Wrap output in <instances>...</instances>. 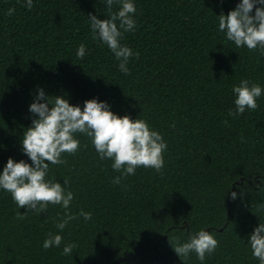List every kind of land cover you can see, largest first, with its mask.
Returning a JSON list of instances; mask_svg holds the SVG:
<instances>
[{"label":"trees","instance_id":"1","mask_svg":"<svg viewBox=\"0 0 264 264\" xmlns=\"http://www.w3.org/2000/svg\"><path fill=\"white\" fill-rule=\"evenodd\" d=\"M133 3L136 29L121 43L139 58H130L125 75L92 39L88 16L106 19L104 0H33L31 10L25 0H0V172L9 158L31 164L21 141L39 89L81 109L86 100L105 102L118 116L145 120L167 144L161 173L140 167L114 184L113 161L77 134L79 151L63 154L65 165H49L47 178L62 186L67 178L71 211L92 219L79 217L63 231L55 227L60 206L20 220L26 209L0 189V264H201L195 253L185 260L173 250L175 238L187 242L201 229L218 241L203 264H259L248 239L264 223L257 211L264 205V57L227 41L217 17L240 0ZM243 79L262 95L256 110L233 118L232 88ZM49 232L63 237L60 247L43 248ZM69 243L77 247L62 255Z\"/></svg>","mask_w":264,"mask_h":264},{"label":"clouds","instance_id":"2","mask_svg":"<svg viewBox=\"0 0 264 264\" xmlns=\"http://www.w3.org/2000/svg\"><path fill=\"white\" fill-rule=\"evenodd\" d=\"M19 2V0H18ZM107 7V18L98 19L89 14V25L93 40H99L106 45L118 61V68L125 75H130L128 63L131 57L139 58V53L121 43L124 33L136 29L134 14L136 6L133 0H104ZM114 5H119L113 11ZM259 5V7H257ZM28 10L33 7V0H25L23 5ZM253 9H255L254 14ZM14 8H9L7 16H12ZM218 17V30L225 34L226 40L233 42L237 48L246 47L249 51L259 50L264 57V0H240L234 10L227 15L221 13ZM86 45L78 46L76 57L83 59ZM234 94V110L228 115L233 118L242 115L246 110L257 109V98L262 95L259 84L248 79L240 81L232 88ZM44 101V102H40ZM105 102L96 99L86 100L83 109L72 106L68 100L57 97H46L39 89L34 101L29 105V112L36 117L31 126L23 133L21 141L23 153L31 164L23 160L15 162L9 158L3 171L0 172V189L10 194L18 208L26 211L17 213V219L23 220L28 212L34 215L46 213L49 206H60L62 217L58 214L55 227L63 231L70 222L82 217L84 221L92 219L91 212L81 209L74 214L71 202L74 194L66 190L69 181L64 180V186L54 178L49 177V165H65L67 161L63 154L73 155L79 151L81 142L76 138L82 134L90 139L101 160H112V169L120 173L114 177L113 183L120 184L122 179L135 175L136 169L151 168L161 173L164 167L163 154L167 148L162 135L152 130L143 119L132 120L129 116H118L109 110ZM227 124V121H224ZM174 127V125H173ZM87 147V145H85ZM236 198V193H232ZM264 210V205L257 211ZM63 237L49 232L43 241V248L60 247ZM252 256L264 264V223L254 228L248 239ZM75 243L66 244L62 255H72ZM218 247L217 239L204 229L191 235L187 242L175 238L174 252L179 258L188 259L190 253H195L203 264L206 255L210 256Z\"/></svg>","mask_w":264,"mask_h":264}]
</instances>
